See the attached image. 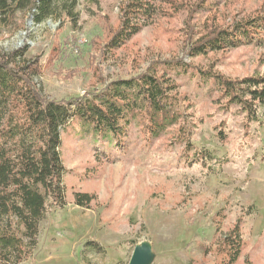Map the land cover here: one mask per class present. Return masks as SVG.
Returning a JSON list of instances; mask_svg holds the SVG:
<instances>
[{
	"label": "rangeland",
	"instance_id": "1",
	"mask_svg": "<svg viewBox=\"0 0 264 264\" xmlns=\"http://www.w3.org/2000/svg\"><path fill=\"white\" fill-rule=\"evenodd\" d=\"M76 2L73 20L60 11L39 24L24 13L0 23V53L26 51L22 64L44 99L87 98L118 79L164 74L178 119L150 135L141 113L120 143L78 117L62 129L66 205L48 209L21 264H129L143 241L150 264H222L220 243L234 227L245 240L237 264H264V107L252 121L211 77L264 74V46L197 48L264 14V0H155L154 17L117 48L124 0ZM76 193L90 205L76 204Z\"/></svg>",
	"mask_w": 264,
	"mask_h": 264
},
{
	"label": "trees",
	"instance_id": "2",
	"mask_svg": "<svg viewBox=\"0 0 264 264\" xmlns=\"http://www.w3.org/2000/svg\"><path fill=\"white\" fill-rule=\"evenodd\" d=\"M76 5V0L63 4L61 0H0V23L15 25L16 15L24 13L39 24L60 11L73 20ZM156 12L155 0H124L119 32L111 45H124ZM242 43L264 46V14L216 30L198 45V54ZM25 55L24 49L0 53V264H21L28 258L38 243L48 209L65 207L61 131L76 117L91 127L93 135L103 140L114 137L118 143L124 141L123 132L141 113L147 114L145 125L151 129L150 135H158L178 119L169 116L172 85L164 74L145 72L137 78L118 79L87 98L44 99L22 64ZM211 77L213 87L221 90L230 104L239 106L252 121L259 120V108L264 107V74ZM210 156L202 152L201 159ZM91 201L89 194L76 193L79 206L88 207ZM220 248L222 264L238 263L245 248L238 227L222 238Z\"/></svg>",
	"mask_w": 264,
	"mask_h": 264
},
{
	"label": "water",
	"instance_id": "3",
	"mask_svg": "<svg viewBox=\"0 0 264 264\" xmlns=\"http://www.w3.org/2000/svg\"><path fill=\"white\" fill-rule=\"evenodd\" d=\"M153 258L152 246L149 242H141L135 246L129 264H150Z\"/></svg>",
	"mask_w": 264,
	"mask_h": 264
}]
</instances>
